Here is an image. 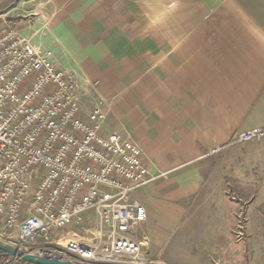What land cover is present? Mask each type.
<instances>
[{"label":"crops","instance_id":"0c3cea01","mask_svg":"<svg viewBox=\"0 0 264 264\" xmlns=\"http://www.w3.org/2000/svg\"><path fill=\"white\" fill-rule=\"evenodd\" d=\"M32 2L19 19L46 28L48 45L117 78L110 118L156 177L132 196L149 264H252L236 234L240 217L248 237L263 230L264 141L230 142L264 130V0ZM226 182L253 191L228 197Z\"/></svg>","mask_w":264,"mask_h":264},{"label":"built area","instance_id":"2783aa9c","mask_svg":"<svg viewBox=\"0 0 264 264\" xmlns=\"http://www.w3.org/2000/svg\"><path fill=\"white\" fill-rule=\"evenodd\" d=\"M17 28L0 31V243L73 264H149L132 196L156 177L140 147L106 131L103 108L83 114L75 72Z\"/></svg>","mask_w":264,"mask_h":264},{"label":"rangeland","instance_id":"374dc122","mask_svg":"<svg viewBox=\"0 0 264 264\" xmlns=\"http://www.w3.org/2000/svg\"><path fill=\"white\" fill-rule=\"evenodd\" d=\"M29 0H9L8 2L2 4L0 6V31L6 27V24H18L19 29L21 31L22 36H27V37H32L33 40L40 41V45L43 48L49 49L52 52L53 55V60L56 63V65L62 69V70H73L76 74V80H77V85L79 89V102H80V109L83 112V114H87L95 106L103 108V110L107 113L106 115V122H105V129L107 132H116V127L117 124L114 122L110 117H111V110L114 106V99L116 98L117 93L113 92V86H116L117 84V78L116 77H103L101 75V67L99 64L97 66H94L89 63V65L86 64V62H81V61H72L69 60L67 57H65L62 53L63 51L61 50H56L54 49V45H48L49 41H53L51 39L52 37L49 36L48 30L42 25L39 28H36V22L33 23V26L31 27V21L29 18L27 19H19V15L22 14V7L21 6H26V9H30L32 5H35V2L31 3H26ZM27 4V5H25ZM19 6V8L15 11H12L9 13V15L5 16V12L7 9L11 8L12 6ZM21 16V15H20ZM27 16V15H26ZM21 26V27H20ZM38 31L37 33H35ZM49 40V41H47ZM100 63V62H99ZM111 119V120H110ZM113 130V131H111ZM237 135V134H236ZM235 135V136H236ZM233 136V138L235 137ZM126 138V137H122ZM231 139V144L232 140ZM264 141L263 139L260 140H255L251 142H245V143H251V144H261ZM245 143H237L235 144L237 148L243 149V145ZM217 150V151H215ZM212 151V153H217L221 149H215ZM214 157L211 159L213 160ZM213 164V161H212ZM226 194L228 197H235V198H240L245 196V192L248 191L251 193L253 190L252 189H241L239 185H235V183H230L226 182ZM232 186V187H231ZM232 188V189H231ZM231 192L233 193H230ZM233 195V196H232ZM251 196V195H250ZM256 211H261V208H264V206H257ZM239 228H238V233L236 234L237 240L239 241H244L248 243V249H249V257L251 259L252 264H264V219H260L259 221H253V223L258 227L263 224V230L261 229H254L253 235L251 237H248L242 232V226L244 220L239 218ZM90 225V224H89ZM89 225H86L85 227H88ZM11 260H13L11 258Z\"/></svg>","mask_w":264,"mask_h":264},{"label":"water","instance_id":"95a60500","mask_svg":"<svg viewBox=\"0 0 264 264\" xmlns=\"http://www.w3.org/2000/svg\"><path fill=\"white\" fill-rule=\"evenodd\" d=\"M0 252L12 259L20 260L30 264H73L70 262H62L52 258L39 257V256L22 253L1 243H0Z\"/></svg>","mask_w":264,"mask_h":264},{"label":"trees","instance_id":"16d2710c","mask_svg":"<svg viewBox=\"0 0 264 264\" xmlns=\"http://www.w3.org/2000/svg\"><path fill=\"white\" fill-rule=\"evenodd\" d=\"M11 258L0 252V264H30L20 260L12 262Z\"/></svg>","mask_w":264,"mask_h":264}]
</instances>
